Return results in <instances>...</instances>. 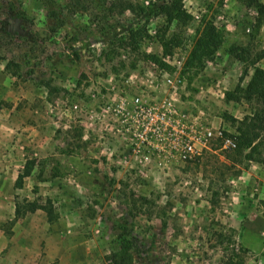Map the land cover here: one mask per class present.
Masks as SVG:
<instances>
[{
  "label": "rangeland",
  "instance_id": "rangeland-1",
  "mask_svg": "<svg viewBox=\"0 0 264 264\" xmlns=\"http://www.w3.org/2000/svg\"><path fill=\"white\" fill-rule=\"evenodd\" d=\"M102 1L70 13V0H0V144L10 157L0 165V264H114L122 226L133 264H221L220 232L248 249L246 264H264V96L243 93L264 69L256 9L250 0H116L106 14ZM176 5L186 18H167L163 7ZM211 27L223 44L188 64ZM8 60L22 64L18 74ZM180 66L182 98L255 141L145 178L101 113ZM27 160L35 165L20 188L13 178Z\"/></svg>",
  "mask_w": 264,
  "mask_h": 264
},
{
  "label": "built area",
  "instance_id": "built-area-1",
  "mask_svg": "<svg viewBox=\"0 0 264 264\" xmlns=\"http://www.w3.org/2000/svg\"><path fill=\"white\" fill-rule=\"evenodd\" d=\"M181 69L154 76L150 86L108 102L101 113L108 120L110 135L123 143V156L142 177L195 162L214 147L215 151L238 148L237 136L214 125L208 114L182 98L187 81Z\"/></svg>",
  "mask_w": 264,
  "mask_h": 264
},
{
  "label": "trees",
  "instance_id": "trees-1",
  "mask_svg": "<svg viewBox=\"0 0 264 264\" xmlns=\"http://www.w3.org/2000/svg\"><path fill=\"white\" fill-rule=\"evenodd\" d=\"M88 0H70V2L66 5L68 12L75 13L78 10H86L87 9V2ZM92 1V0H90ZM116 0H104L102 1V7L105 9L106 14L112 11V4L115 5ZM110 3V7L108 8L106 5ZM249 6H252L257 11V26H260L264 23V3L260 2L259 0H250L247 2ZM133 8V7H131ZM167 18L176 19V18H186L188 14H186L180 6H175V11L169 10L168 6L163 7ZM24 17L25 14H19ZM51 18H56L60 22V13L53 9L50 12ZM162 45L166 48L167 44L162 39ZM223 44V37L222 35L216 31L215 27H211L210 30L203 34L201 38L197 39L194 44L193 50L191 52L188 64L198 62L199 66L202 65L203 58L211 57L216 50ZM237 54V57L241 58L240 48L238 46H233L231 48ZM264 58V56H259V59ZM3 60V57H0V63ZM255 65V63H254ZM188 66V65H187ZM22 64L16 62L14 60H8L5 62V69L8 71H13V73L18 74L21 71ZM12 73V72H11ZM242 89V88H238ZM243 93L246 97L251 99L253 96H264V69L260 67L254 68V74L247 86L246 89L243 90ZM226 96L228 99L231 100H240L241 97L236 96L234 92H227ZM244 97V96H242ZM238 143L242 145L243 148H252V145L255 139L251 138L250 136L243 134L242 137L238 136ZM238 144V147H239ZM63 153H66L63 151ZM35 165L34 160H27L23 169L18 173V176L15 181V185L17 187H22L24 184V179L31 176L33 173V167ZM35 203H31L32 210L38 208H44L41 206L35 207ZM34 206V208H33ZM18 213V210H17ZM131 230L127 226H122L118 233L119 238V247L118 250L115 251L112 256L110 257L111 261L114 264H133L135 261L134 254H133V243L131 236ZM220 244L223 245V256L221 259V264H246L247 262V254L248 249L242 245L238 246L237 242L233 240L232 235L225 234L224 232H220L217 236ZM224 243L226 245L224 246ZM236 244V245H235ZM236 246V247H235Z\"/></svg>",
  "mask_w": 264,
  "mask_h": 264
},
{
  "label": "crops",
  "instance_id": "crops-1",
  "mask_svg": "<svg viewBox=\"0 0 264 264\" xmlns=\"http://www.w3.org/2000/svg\"><path fill=\"white\" fill-rule=\"evenodd\" d=\"M1 135V134H0ZM2 138H1V136H0V143H3L2 141ZM9 147V149L11 150V145L10 146H8ZM12 151V150H11ZM9 152L4 148V146L2 145V144H0V165H3L2 166V169L4 168V167H9V164H10V161L8 160V159H10V157H9ZM6 161H8L7 163H6ZM2 169H0V170H2ZM4 173H8L7 171H4ZM2 176L4 175L3 173L1 174ZM1 177V176H0ZM15 180H16V176L13 178V183H15ZM19 247H21L20 245H19ZM26 251H28L27 249H25V248H23L22 250H20V248H18V251H15V252H17V253H19L20 255H21V258H20V260H23L25 257H27V256H30V257H32V259H33V257H34V254H29V255H27L26 256ZM7 253H5V254H3V257H5V259H9L8 257H11V254L9 255V254H7ZM2 256V255H1ZM13 257H14V255H12ZM2 258V257H1ZM29 258V257H28ZM36 258V257H35ZM4 258H3V260L4 261H6V262H8V260H5ZM31 259V258H30ZM31 261V260H30Z\"/></svg>",
  "mask_w": 264,
  "mask_h": 264
}]
</instances>
